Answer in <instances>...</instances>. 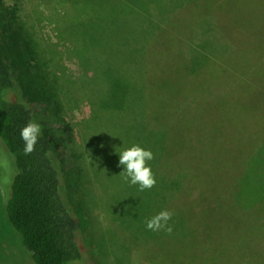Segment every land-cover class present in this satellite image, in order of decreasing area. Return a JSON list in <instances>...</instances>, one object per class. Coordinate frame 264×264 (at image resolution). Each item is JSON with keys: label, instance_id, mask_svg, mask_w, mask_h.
<instances>
[{"label": "rangeland", "instance_id": "obj_1", "mask_svg": "<svg viewBox=\"0 0 264 264\" xmlns=\"http://www.w3.org/2000/svg\"><path fill=\"white\" fill-rule=\"evenodd\" d=\"M96 1H125L136 7L138 12L123 31L134 39L147 37L143 50L163 23L170 24L150 44V51L156 48V52L148 78V127L169 131L170 140L165 137L164 143H169L163 150L158 149L162 136L144 132L142 127L137 89L142 74L140 70L136 73L137 55L114 45L110 27L91 30L86 22L83 42L78 39L79 19L72 11L82 13L85 3ZM5 4L16 12L17 29L27 31L36 42L23 55L26 63L20 59L18 65L39 72L43 92L52 93L53 85L71 92L60 95L63 108L56 104V117L54 102L37 99L33 104L39 119H47L54 128H63L65 121L71 136L82 141L80 146H69L66 168L75 163L83 172L79 180L69 170L64 177L72 189V182L78 181V187H86L91 197L90 202L86 196L79 197L87 198L83 212L108 227L101 232L99 243L107 248L106 256L95 247L105 263L264 264V224L259 225L264 221V206L245 211L230 208L232 199L223 188L240 178L247 149L262 138L255 130L253 134L251 126L264 125V96L255 102L257 83L250 79L240 83L243 76L238 64L244 76L251 75L254 65L264 80V0H6ZM251 51L259 53L249 56ZM248 57L250 62L244 64ZM79 77L80 88L70 85ZM85 117L82 130L79 125ZM122 144L152 151L153 159L147 163L156 183L151 189L140 191L125 182L115 154ZM4 158L0 151V170ZM161 170L179 180L174 179L176 184L167 189ZM210 186L221 187L226 195L223 198L219 193L221 205L209 210L214 215L208 223L209 198L218 193L217 188L215 193L209 190ZM2 190L0 185L1 203L6 193ZM195 190L198 195H193ZM73 199L76 213H82ZM1 203L0 252L7 257L17 255L26 264L29 255L7 225ZM162 210L172 213L170 233L153 232L145 226ZM176 211L188 222L186 227L175 217ZM218 211L223 212L221 220ZM107 219L126 231L129 238L123 240L131 249L109 228ZM211 236L213 242L207 243ZM202 241L208 244V252Z\"/></svg>", "mask_w": 264, "mask_h": 264}, {"label": "trees", "instance_id": "obj_2", "mask_svg": "<svg viewBox=\"0 0 264 264\" xmlns=\"http://www.w3.org/2000/svg\"><path fill=\"white\" fill-rule=\"evenodd\" d=\"M5 1L0 0V151L3 152L5 157L1 164L0 185L3 189L2 192L4 190L6 192L5 196L3 195L2 203L1 201L0 203L5 221L19 238L22 248L29 255V261L26 264H91L92 261H95L96 264H106L103 256H106L107 248L102 249L99 243L101 232L108 227L99 223L96 224L94 222L97 221L95 218L92 221L83 212V209L87 210L84 203L87 198L82 201L79 197H88L86 187H78V181L77 184L72 182L74 184L72 189L64 177L67 170H69L79 180V174L83 172V169L75 163H72L67 169L66 154L69 153L70 155L71 148L69 146H80L82 141L71 136L70 126L65 121H63V128H54L48 125L47 119H39L40 115H36L35 105L33 104L37 99H40L42 103L54 102L56 110L53 114L56 117L59 114L56 104L61 109L63 108L60 95L65 97L71 92L66 91L61 85H59V88H57L58 85H53L52 93L47 89L46 92H43L39 72L37 70L35 72L28 71L18 65L20 59H22L21 63H26L23 55L27 51H31L32 46L36 42L34 36L28 35L27 31L24 32L17 29L16 12L10 10L6 6ZM84 5L86 6H84L82 13L72 11V16L75 19H79L77 26L78 39L83 42L82 39L85 37V32L82 33V29H84L86 22L91 25L87 27L91 30H93L94 26L101 28L110 27L112 28L111 35L114 45L117 48H124L130 54L133 52L134 55H137L136 73L140 70L142 74V78L137 85L140 99H138L140 102V115L142 117L143 113L144 120L142 127L144 132L151 133L150 131H152L162 136V143L161 145L159 143L158 149L167 148L169 142L164 143V141L165 137L167 141L170 140L169 131L167 129L151 130L153 126L151 128L148 127L151 123L149 120V97L151 95H149L148 90V78L154 64L153 57L156 52V48H152L150 51V44L156 43L161 35L168 31L170 24L168 22L163 23L160 32L153 37L155 41L153 42L152 38L147 49L143 50L146 43L144 41H147V37L134 39L123 31L124 27L127 26V22L135 17L136 12H138L132 3L125 1H96V3H85ZM62 10L64 12V9ZM83 23L85 24L83 25ZM146 24L144 23V27H146ZM49 47L51 46L49 45ZM256 53L259 52L251 51L249 56ZM247 62H250L249 57L248 61H243L244 64ZM238 65L240 74L243 76V80L240 83L243 81L247 82L248 79L252 80V82L255 80V84L257 83L258 89L254 88L253 94L254 97L256 95L255 102L258 104L264 96L262 94V88H264L263 77L261 81L259 72L256 71L257 69H255L254 65H251V75L244 76V68H240V64ZM83 73L84 75L86 74L85 71ZM83 73L81 77H83ZM79 79L80 77L71 82L70 85L80 88L81 79ZM77 81H80L78 86H76ZM47 87L48 85L46 84L45 88ZM86 118L80 121L82 123L79 126L82 130H85L82 127L86 122ZM29 121H34L41 125V136L33 151L25 154L23 150L24 143L20 138V130ZM251 129L257 131V134H261L262 138L258 143L247 149L249 150L248 154L240 164V178L234 183L227 182L223 186L224 189H227L226 192L229 194L230 199H232V202L230 200L227 201L231 202L228 205L230 208L233 206L239 211L249 210L255 206H264V125L254 123ZM66 142L69 145H66ZM73 159L76 160V155L74 156V154ZM161 172L163 176L161 174L160 176L167 189L179 180L174 175L168 176L163 170ZM215 188L218 189V193L215 196H210L209 202L212 201V206L207 204L209 208L205 212V215L209 218L208 223L214 215L209 210L215 207L219 209L221 205L219 193L223 198L226 195V192H223L221 187L210 186L208 189L215 193L213 191ZM192 193L193 195H198L196 190ZM74 197L76 198L77 206L81 207L82 213L80 214L76 213L73 207ZM90 197L91 195L88 197L89 202ZM78 210L80 209L78 208ZM102 212L107 218L105 212ZM176 212L175 217L180 224L186 227L188 222H184L180 212ZM218 212L221 220L223 212ZM207 217H205L206 220ZM107 221L111 223L109 228H113L118 237L129 247L123 240L129 238V235H126V231L119 226L113 227L112 222L108 219ZM262 224H264V221L260 222L259 225ZM217 230L219 232V229ZM191 231L195 232V229H191ZM209 233L210 231L206 233V236ZM206 241H208L207 243H212V236ZM207 243H204L206 252H208L207 248L209 247ZM96 246L103 253V256L99 251L96 252ZM129 249L131 248L129 247ZM0 264L21 263L17 255L10 254L7 257L0 252Z\"/></svg>", "mask_w": 264, "mask_h": 264}, {"label": "clouds", "instance_id": "obj_3", "mask_svg": "<svg viewBox=\"0 0 264 264\" xmlns=\"http://www.w3.org/2000/svg\"><path fill=\"white\" fill-rule=\"evenodd\" d=\"M41 136V125L34 121H29L20 130V138L24 143V153L29 154L33 151L39 137ZM115 154L118 155L119 166L122 167L123 178L130 185L138 186L140 191L151 189L156 179L152 172L148 161L153 159L151 150L143 148L137 144L130 147L115 148ZM172 213L167 210H162L146 221V228L158 232L164 230L170 233L172 231L168 221L171 219Z\"/></svg>", "mask_w": 264, "mask_h": 264}]
</instances>
